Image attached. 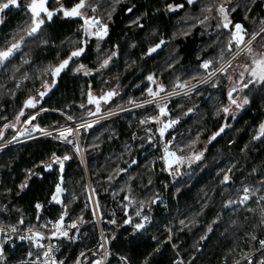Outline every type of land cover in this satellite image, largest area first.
Segmentation results:
<instances>
[{"label": "trees", "instance_id": "obj_1", "mask_svg": "<svg viewBox=\"0 0 264 264\" xmlns=\"http://www.w3.org/2000/svg\"><path fill=\"white\" fill-rule=\"evenodd\" d=\"M21 1L25 5L29 2ZM77 2L50 0V7L58 9L63 4L70 9ZM87 3L90 7L83 10L86 15L107 25L108 34L103 40L86 37L80 17H65L57 12L0 68L7 69V73L0 74V142L41 109L49 111L39 113L33 125L38 121L42 127H55L67 123L66 115L73 121L88 117L87 112L95 110L87 102L89 91L95 96L108 91L118 93L109 103L101 104L103 111L130 101L149 100L152 97L147 89L157 91L158 84L165 87L160 93L163 95L172 92L177 82L192 85L201 81L208 76L207 71L219 67L236 50L234 45L232 51L228 50L234 28L221 26V4L229 9L233 25L242 24L247 30L245 40L264 25V0ZM169 5L183 7L169 11ZM209 6L211 12L206 10ZM233 8L236 10L231 11ZM18 19H23V25L6 34L9 41L30 21L27 15L11 16L3 27L10 28ZM161 40L164 43L149 55V48ZM82 46L84 53L73 58L37 107L25 108L29 97L39 98L38 92L45 90L44 83H53V77L44 70L59 65ZM109 57L108 65L101 67ZM209 60L213 63L206 71L201 65ZM79 65L85 68L76 72ZM84 70L89 74L85 75ZM150 75L156 83L147 79ZM222 75L219 73L187 95L181 93L120 113L91 129L82 128L79 136L85 141L88 174L73 145L59 139L39 138L0 150V223L23 227L57 216L67 205L71 220L78 224V233L69 230V238L56 239L55 254L63 263H74L80 253L98 241L91 194L94 189L110 264H120L116 256L126 258L129 264H222L224 259L235 262L254 254L257 260L264 259L260 244L264 240L260 215L264 201L255 203L264 195V137L254 139L264 123V83H249L237 89L235 92H241L248 103L238 115L228 117L222 108L229 103L230 90L218 82ZM158 104L166 105L168 112L160 120H178L163 137L159 134L160 123H142L159 116ZM21 110L25 115L16 123ZM26 126L25 123L23 129ZM222 127L224 131L212 139ZM166 145L184 159L192 154L202 156L173 167L176 171L172 173L163 158ZM53 154L71 157L64 161L63 172L53 163ZM47 164H51L50 169L44 167ZM225 174L230 177L227 183L222 182ZM61 177L65 191L61 195L63 204H57L52 196ZM25 183L27 187L22 188ZM244 187L260 191L246 205L226 207L230 199L238 201L243 196ZM37 204L42 207L37 209ZM249 207L256 211H248ZM144 215L149 217L148 223L137 231L133 225L143 223ZM129 218L132 223H125ZM21 219L23 224H18ZM0 242H4L5 257L0 263L20 260L33 252L30 241L16 236L0 234ZM82 261L92 264L94 255L87 252Z\"/></svg>", "mask_w": 264, "mask_h": 264}, {"label": "snow or ice", "instance_id": "obj_2", "mask_svg": "<svg viewBox=\"0 0 264 264\" xmlns=\"http://www.w3.org/2000/svg\"><path fill=\"white\" fill-rule=\"evenodd\" d=\"M187 2L189 4H192L194 2V0H187ZM227 2H231V0H227ZM47 3L48 0H29V2L26 5V8L28 10V12L30 13V22L26 23V26L21 28L12 38L11 41L6 42V46L3 48H0V68L4 67L6 62H9L10 59L18 52L21 51L23 45L26 43L28 38L31 37H35L37 35V33L40 32L42 25L45 23V19L44 17L47 18V20H51L53 15L56 14V12H62L63 15L65 17H81L83 19V33L86 37H94L97 40H103L107 34H108V29H107V25L103 24L99 19H96L95 17H89L86 15V13L83 11L86 7H90V5L87 3V0H78L77 3H75L70 9H67L63 6V4L60 5V7L58 9L53 10H49V8L47 7ZM57 3H60V0H57ZM19 8L20 7V3L19 0H0V14L5 13L6 10H10L11 8ZM183 7V5H169L168 6V10L169 11H175L177 8ZM96 9L92 8V11L94 12ZM207 11L211 12V6H209L207 9ZM236 9L233 8L231 9V11H235ZM129 11H131V9H129ZM218 12L220 14V16L222 17V27L225 29H228L230 25L233 26L234 31H231V35H230V39L228 42V50L232 51L233 45L236 47V49H238V51L236 52V54L233 56V59L236 58L237 55L240 54V52H246L249 57L251 58V64L249 65H245L244 66V72H247L249 77H251V79L249 80V83H264V51H260V52H256L253 47H252V42L257 40L258 37H261L262 39H264V36H262V34H264V27L260 28L259 31L251 34L250 39H248L247 41L245 40V36L248 35L247 30L244 28V26L242 24L239 23H235L233 25L232 20L229 18V9H227L224 4H221L218 7ZM247 18V17H245ZM207 19V18H206ZM3 22V17L0 16V23ZM203 22V21H201ZM262 23H264V21H262ZM23 33V34H21ZM164 43L163 40L160 41L159 44L155 45V47H151L148 50V54L150 55L151 53H154L157 51L158 48H160V46ZM83 44H87V40L83 41ZM243 46V47H241ZM262 48H264V44L261 45ZM85 51V47H80L76 50L71 51L70 55L68 56L67 59L61 61L59 63V65L55 66V67H50L48 69H45L44 71L48 74H50L53 77V83L50 85L48 83H44L42 85V87L45 89L44 91H39L38 92V97H29L28 100L25 101L24 107L25 108H36L37 104L40 103V100H42V98L47 95V92L51 90V87L54 86L55 84V79L60 75V73L62 71H64L68 65L70 64V62L73 60V58L79 57L81 56ZM116 53L113 52L112 56H115ZM111 59V57L106 58L103 60L101 67H106L109 63V60ZM24 63H28L27 60L24 61ZM212 61H204L201 65V67L203 69H205L206 71L210 69L211 65H212ZM231 66V61L227 62V65H221L218 68L212 69L211 71H207V75H208V80H204L203 83H208L209 80L216 76L217 73L220 74H226L227 73V67ZM85 68L84 65H79L75 71L76 72H80L81 70H83ZM244 72L240 73V76L243 78L244 76ZM85 75H88L89 72L85 71L84 72ZM147 79L153 83H156L155 79L153 76H148ZM192 87L194 88L195 85H192ZM243 87H248V84H244ZM175 89H188V91H186L184 94L187 95L188 92L191 91V88L188 86V84L185 83H181V82H177L174 86V90L172 92H168L166 93V96L163 99H167V97L169 96H174V95H179V92L175 91ZM165 91V87L160 84L158 85V90L154 91L152 88H148L147 92L148 95L151 96L153 99L152 100H147L145 101V103L147 104H151L153 103V101L155 100L156 97H158L160 95L161 92ZM237 91L236 88L231 89L228 92V98L230 101L231 105H235L237 108H241L243 107L244 104L248 103V100L245 98L243 99L242 103H238L237 99L233 96V93ZM118 93H116L115 91H108L106 92L104 95L101 96H95L93 95V93L91 91L88 92L87 94V102L89 105H94L95 106V110H89L87 112L88 116H95L97 114L100 113L101 111V103H109L111 98L114 97L115 95H117ZM130 103H133V101H130ZM139 106H143V105H137ZM159 107V116L156 117H151L148 118V120L142 121V123H146L149 122V120L151 122H155V123H163L160 120L161 116H166L168 115L167 112V107L166 105L164 106H160L159 104L157 105ZM81 107H85V105H81ZM41 111H46V109H41ZM222 111L224 113H229L230 112V107H224L222 108ZM111 114V113H110ZM219 114V113H218ZM25 113L23 110H21V112L19 113V115L17 116V121L20 120V117L24 116ZM39 115V112H37L35 115H31L28 117V119L25 121L26 124H31L32 121H34L36 119V116ZM67 119L69 121H72L74 118L72 116H68ZM98 121H94V122H83V123H79L76 124L75 127L72 126H63L60 127L58 129H55L56 131V135L53 136V132L52 131H48L45 129H41L39 128L38 125H34L32 128V131H40L42 132L43 135L45 136H53L54 139H59L62 142H65L67 144H71L74 147V150L79 153L80 147L78 142L75 141V136L79 133L80 129H87L92 127V123H95ZM176 123H178V120H171L168 121L166 123H163V126L159 129V134L161 137H163L165 135V132L171 128L172 126H174ZM5 127H8V125H6ZM224 128L222 127L220 129L219 132H217L212 139H215L216 136H218L220 134V132H223ZM70 137H73V139H70ZM262 137H264V123H262L259 126V130H258V135L254 136V139H261ZM183 149H178V151H182ZM164 153L165 156L163 157L165 159V162L168 164L169 167L172 166L173 160L169 159V158H174L175 162H181L184 158L181 156H178L177 153L175 151H170L169 147L166 145L164 148ZM202 156V153L199 155L195 156L196 160H199ZM71 159L70 156L65 155L64 157H57L55 156V154H53V163L57 164L60 168V171L63 172L64 169V161H67ZM44 167L46 169H50L51 168V164H47L44 165ZM124 171V170H121ZM31 175V173H30ZM109 179H112V177H109ZM230 180L229 175L225 174L223 177V183H227ZM261 183H264V181H262ZM63 184V178L61 177L60 182H58L56 184L55 187V193L52 196V201L57 203V204H63V201L61 200V195L62 193L65 191V189L62 187ZM23 187H27V184L25 183L24 185L21 186ZM260 191V189H250L248 187H244L243 188V196L240 197V199L237 200H232L230 199L227 203V205H225L226 207L231 206L233 204L239 203L240 205H246L247 202L252 199L253 196H255L256 192ZM92 192L94 193L95 190L93 189ZM126 200H129V202H131V200L129 199V197H125ZM262 201H264V195L259 196L258 200L255 201V203L260 204ZM37 209H40L42 206L40 204L36 205ZM99 207V205H97V208ZM250 212H254L256 211V209L253 208H248L247 209ZM68 215L67 212V205H64V211L62 212V214L59 216V218L56 221H49L48 224H44L41 225V227L44 228H48L49 225H51L50 228V235L49 236H45L43 233L39 232V231H33L32 228H29L28 231L31 233V235L28 236H20L19 238L21 240L27 239L29 240L33 246L38 249V250H43V251H37V252H32L29 251L28 256L29 257H35V259L27 262V264H63V261H57L53 255V251H54V245H45L43 243H41V241L45 240V239H58V238H69V232H68V228H77L78 224L76 222H72L71 224H68L67 226L65 225V218ZM260 215H261V223L264 224V207L260 208ZM136 216L140 217L141 216V212L137 211L136 212ZM142 220L143 221H148L149 217L147 215L142 216ZM81 222L82 218H81ZM113 223H115V221H112ZM125 223H132V219L129 218L125 221ZM184 222L181 221V224H183ZM18 224H23V220L21 219ZM133 227L139 231L143 228H145V223H135L133 225ZM211 229H209L210 231ZM19 228L18 225H8L7 227H5L4 225L0 224V234H3L5 236H7L8 232H11L13 234L18 233ZM11 237H9L10 239ZM252 239H255V236L252 237ZM4 242H0V261H4L5 257H4V246H3ZM106 243V241H105ZM260 244L262 247H264V240L260 241ZM100 248L103 250L104 249V244L100 245ZM83 255V253L81 254ZM105 256H107V252H105ZM125 259V264H127L126 258H122ZM242 259L247 261V264H253L251 258L248 255H245L242 257ZM77 264H79V261L77 262ZM94 264H102V260L98 259L96 261H94ZM146 264V262H145ZM235 264H240V261L237 260L235 262ZM258 264H264V259H261Z\"/></svg>", "mask_w": 264, "mask_h": 264}, {"label": "built area", "instance_id": "obj_3", "mask_svg": "<svg viewBox=\"0 0 264 264\" xmlns=\"http://www.w3.org/2000/svg\"><path fill=\"white\" fill-rule=\"evenodd\" d=\"M241 47H243V46H241ZM237 51H238V49H236L233 52V54L226 61H224L221 65H225L226 66L228 61L232 62V60H235V59H233V56L236 54ZM241 53L242 52H240V54ZM239 55H237L236 58H238ZM218 74L219 73H217V75ZM177 92H179V94L181 93V91H179V90H177ZM165 96H166V94H163V95H160V96L156 97L155 100L153 101V103H151V104H154V103H157L159 101L165 100V99H163ZM174 96H177V95H174ZM174 96H169V97H167V99L171 98V97H174ZM152 99L153 98H151L149 100H152ZM145 101H147V100H145ZM145 101H141V102H138V103H135V104H132V105L123 106V107L112 109V110H108V111L103 110V111H101L99 114H97L95 116H88V117H86L84 119H81L79 121H73V120L69 121L68 125L72 126V127H75L76 124L83 123L85 121L90 122V123L94 122V121H98V122L92 123V127L89 128V129H91L95 125H97L98 123L103 122V121H105V120H107V119H109V118H111V117H113V116H115L117 114L129 111V110H132V109H135V108L142 107V106L138 107L137 105H143V106L149 105V104L145 103ZM27 119H25V121ZM25 121L18 127L17 132L11 138H8L7 140H4V141L0 142V150L5 149L7 147H11V146L22 144V143L30 141V140H35V139H39V138H46V137L53 138V136L56 135L55 129H58V128L64 126V125H60V126H55V127H42L37 121L36 124L39 126V128L45 129V130H48V131H52L53 132V136H45V135L42 134V132L35 131L34 133H31L27 137L19 138L18 135H19L20 131H22L23 126L25 124ZM77 138H80L79 133L76 135V139ZM16 141H18V142H16ZM80 150H81L80 153H77V154L79 155V158H80V161H81L82 165L86 168L85 152H84L83 148H81ZM91 194H92V199H93V204H94V209H95V221H96L97 228H98V241H97L95 246L83 251L82 252L83 255H81L82 253H80V255L77 257L76 261L74 263H71V264H77L78 261H79V264H84L82 259H83L84 255L87 252H90V253H92L94 255V261L100 259V260H102V264H109V261H110V257H109L110 249L108 247V244H107V241H106V238H105V235H104V230H103L102 223H101V220H100L98 212H97V208H96V204H95V200H94V196H93L92 190H91ZM62 212L59 215H57V216L50 217V218H47V219L37 220V221L29 223V224H27V225H25L23 227L18 226V228H19L18 233L13 234L11 232H8L7 235L16 236L18 238L20 236H28V235H31V233L28 231V229L32 228L33 231H39V232L43 233L45 236H49L50 235L51 225H49L48 228L41 227V225L48 224L49 221H56L59 218V216L62 214ZM72 222H74V221L71 220V217H70L69 212H68V215L66 216L64 223L67 226L68 224H71ZM143 223L147 224L148 221H143ZM5 227H7V226H5ZM67 230L68 231L69 230H76V233H78V227L77 228H68ZM24 241H29V240L24 239ZM105 241H106V243H105ZM41 243H43L45 245H49V244L50 245H54L53 255H54L55 259L57 261H59L57 256H56V254H55V248L57 246L56 239L55 238L54 239H45V240L41 241ZM101 244H104V249L103 250L100 248ZM32 247H33V252L34 253L37 252V251H43V250L36 249L33 246V244H32ZM261 250H264V247H262ZM105 252H107V256H105ZM116 257L119 260L120 264H125V259H122L124 257H121V256H116ZM249 257L251 258L253 264H258V262L260 261V260H257L255 258V254L251 255ZM33 259H35L34 256L33 257L27 256V257H25L23 259H20V260L10 261V262L0 263V264H27V262H29V261H31ZM94 261L92 262V264H94ZM239 261H240V264H247V261L244 260V259L239 260ZM235 262H228V261H226L224 259L222 261V264H235ZM63 264H69V263H63ZM127 264H129L128 261H127Z\"/></svg>", "mask_w": 264, "mask_h": 264}, {"label": "rangeland", "instance_id": "obj_4", "mask_svg": "<svg viewBox=\"0 0 264 264\" xmlns=\"http://www.w3.org/2000/svg\"><path fill=\"white\" fill-rule=\"evenodd\" d=\"M262 27H264V25L262 26ZM261 27V28H262ZM259 31V30H258ZM264 36V35H263ZM250 39V38H249ZM259 38H257V40H255V41H253L252 42V47H253V49L256 51V52H260V51H264V48H262L261 47V45L262 44H264V39H262V38H260L259 40H258ZM248 40V39H247ZM246 40V41H247ZM233 54V53H232ZM249 64H251V58L249 57V55L246 53V52H242L239 56H238V58H235V60H232V62H231V66L230 67H227V73L226 74H223L222 76H220V78H219V81L218 82H222V83H224L227 87H228V89L229 90H231V89H233V88H236V89H241L242 87H243V85L244 84H249V80L251 79V77H249V75H248V73L247 72H244V66L245 65H249ZM216 68V67H215ZM84 71H87V70H84ZM241 72H244V76H243V78L240 76V73ZM216 76H217V74H216ZM216 76H214V77H216ZM214 77H212L211 79H213ZM208 80L209 78H208V76L207 77H205L204 79H202L201 81H199V82H197V84L195 83V84H192V85H195V87L193 88L192 87V85H188L190 88H191V91L193 90V89H195L196 87H198V86H200V85H203V84H205V83H203V81L204 80ZM210 79V80H211ZM257 83H259V82H257ZM158 85H160V84H158ZM179 91H181V93H185L186 91H188V89H183V90H181V89H179ZM180 93V94H181ZM105 93H103V94H100V95H97V96H101V95H104ZM93 95H95V94H93ZM233 96L237 99V102L238 103H242V101H243V99H245V97L241 94V92H234L233 93ZM136 103H138V102H136ZM132 104H135V103H129V104H126V105H123V106H128V105H132ZM123 106H118V107H116V108H120V107H123ZM247 106V104H244L243 105V107H241V108H237L235 105H231L230 104V101H229V103H228V105H227V107H230V112L229 113H226V115L229 117V115L230 116H236V115H238L245 107ZM116 108H113V109H116ZM108 110H112V109H107V110H105V111H108ZM49 110H46V111H41V110H39L38 112L39 113H43V112H48ZM37 113V112H36ZM35 112H33L31 115H35L36 114ZM60 114H62V115H64L65 116V114L64 113H60ZM30 115V116H31ZM118 115V114H117ZM116 116V115H115ZM68 117V115H66V118ZM163 123H166L167 121H165V120H161ZM16 123H18L19 121H15ZM24 122V121H23ZM22 122V123H23ZM15 123V124H16ZM22 123H20V125L22 124ZM163 123H160L161 124V127L163 126ZM69 124V120H67V123L66 124H63L64 126H69L68 125ZM20 125H18V126H20ZM34 125H37V124H34ZM32 123L31 124H27V126L22 130V131H20V133H19V135H18V137L19 138H23V137H27L28 135H30L31 133H34L35 131H32V128H33V126H34ZM17 129H18V127L16 128V130L8 137V138H11L16 132H17ZM81 130V129H80ZM80 132V131H79ZM7 138V139H8ZM6 139V140H7ZM70 139H73V137H70ZM75 140H76V142H78V144H79V147H80V149L81 148H83V150H84V152H85V141H82L80 138H77L76 139V136H75ZM16 142H18V141H16ZM73 149H74V147H73ZM80 153V152H79ZM78 157H79V155H78ZM194 157H195V154H192L191 156H190V158H188V159H183L181 162H175L174 160H173V163H172V166L169 168L168 167V169L173 173V172H175L176 171V169H174L175 167H181L182 165H183V163H186V162H189V161H192L193 159H194ZM80 159V158H79ZM174 167V168H173ZM84 169H85V171H86V173H88V171H87V166H86V168L84 167Z\"/></svg>", "mask_w": 264, "mask_h": 264}, {"label": "flooded vegetation", "instance_id": "obj_5", "mask_svg": "<svg viewBox=\"0 0 264 264\" xmlns=\"http://www.w3.org/2000/svg\"><path fill=\"white\" fill-rule=\"evenodd\" d=\"M19 3H20V7L19 8H15V7H13V8H11L10 10H6L5 11V13H3V14H0V16H2L3 17V22L2 23H0V42H1V44H2V41H4L3 43H4V45H3V47H5L6 46V42H8L9 40H8V35H6V34H8L9 32H11V31H14L15 30V28H17L18 26H21V25H23V19H18L16 22H14V25H12V26H10V28H5V27H3L5 24H8V19H9V17H11V16H13V17H24V16H26L27 15V17H30V13L28 12V10H27V8H26V5L25 4H23L22 3V1L21 0H19ZM47 7L49 8V10H55V9H52L51 7H50V0H48V3H47ZM57 13V12H56ZM54 16V15H53ZM81 18V17H80ZM44 19L46 20L47 18L46 17H44ZM82 19V18H81ZM82 21H83V19H82ZM28 22H30L29 21V19H28ZM17 26V27H16ZM2 46H0V48H3ZM19 53V52H18ZM17 53V54H18ZM4 73H7V69H4V70H2V71H0V74H4ZM103 103V102H102ZM101 103V104H102Z\"/></svg>", "mask_w": 264, "mask_h": 264}, {"label": "water", "instance_id": "obj_6", "mask_svg": "<svg viewBox=\"0 0 264 264\" xmlns=\"http://www.w3.org/2000/svg\"><path fill=\"white\" fill-rule=\"evenodd\" d=\"M57 78H58V77H57ZM57 78L55 79L54 87L56 86ZM101 111H102V109H101ZM101 111H100V112H101ZM87 174H88V173H87ZM88 179H89V177H88Z\"/></svg>", "mask_w": 264, "mask_h": 264}, {"label": "bare ground", "instance_id": "obj_7", "mask_svg": "<svg viewBox=\"0 0 264 264\" xmlns=\"http://www.w3.org/2000/svg\"><path fill=\"white\" fill-rule=\"evenodd\" d=\"M197 84V83H196ZM191 87V86H190ZM172 98V97H171ZM151 105V104H150ZM6 149V148H5ZM256 256V255H255ZM110 264V263H109Z\"/></svg>", "mask_w": 264, "mask_h": 264}]
</instances>
